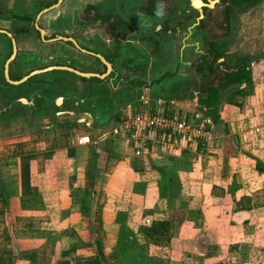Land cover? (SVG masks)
I'll use <instances>...</instances> for the list:
<instances>
[{
  "label": "crops",
  "instance_id": "obj_1",
  "mask_svg": "<svg viewBox=\"0 0 264 264\" xmlns=\"http://www.w3.org/2000/svg\"><path fill=\"white\" fill-rule=\"evenodd\" d=\"M35 1L0 0V11ZM258 71L220 99L215 124L195 99L145 87L124 100L117 117L142 97L209 120L208 146L170 154L134 157L110 136L117 117L58 109L59 87L40 114L23 99L21 115H0V264L264 262V97L249 93Z\"/></svg>",
  "mask_w": 264,
  "mask_h": 264
},
{
  "label": "flooded vegetation",
  "instance_id": "obj_2",
  "mask_svg": "<svg viewBox=\"0 0 264 264\" xmlns=\"http://www.w3.org/2000/svg\"><path fill=\"white\" fill-rule=\"evenodd\" d=\"M40 1L21 6L18 14L0 11V115L5 121L21 115V106L14 111L11 104L23 99L27 112L47 109L51 90L61 85L59 77L73 82L66 88L78 101L71 104L94 116L103 114L99 99L122 88L119 101L148 86L155 94L197 102L214 89L220 101L247 85L236 72L247 71L252 78L260 58L248 48L231 55L223 43L240 40L233 26L237 13L264 0H60L57 6V0ZM157 4L163 6L160 17ZM144 22L151 27H143ZM54 67L102 78H82ZM51 72L76 80L58 74L42 78ZM125 72L129 75L124 77ZM83 84H93L94 95L88 89L90 96L81 97L77 87ZM115 99L111 96L109 103Z\"/></svg>",
  "mask_w": 264,
  "mask_h": 264
},
{
  "label": "built area",
  "instance_id": "obj_3",
  "mask_svg": "<svg viewBox=\"0 0 264 264\" xmlns=\"http://www.w3.org/2000/svg\"><path fill=\"white\" fill-rule=\"evenodd\" d=\"M210 129L209 120L201 113L184 111L173 100L141 97L136 106L119 114L109 133L130 148L134 157H141L179 152L181 142L208 146ZM258 129L252 123L247 133L240 134L241 141Z\"/></svg>",
  "mask_w": 264,
  "mask_h": 264
},
{
  "label": "rangeland",
  "instance_id": "obj_4",
  "mask_svg": "<svg viewBox=\"0 0 264 264\" xmlns=\"http://www.w3.org/2000/svg\"><path fill=\"white\" fill-rule=\"evenodd\" d=\"M233 26L239 32L238 36H240V40L234 39L235 41L231 42V40H229L230 42H228L227 39H225L223 44L225 45L226 50H228L230 52V54L233 53L234 55H239L248 49H249L248 51L251 55L260 54V58L257 61L258 64L256 63L257 65H255L256 66L255 73L257 75L259 73L258 69H260V73H262L263 75H260V77H261L260 79H256V78H255L256 80L254 79L255 81H253V84H254L255 89L254 90L252 89V91H250L249 93L250 94L256 93L257 97L260 95L262 97H264V94H263L264 85L261 86V84L264 83V78H263L264 77V1L257 4L256 6H253L250 9H247V10L242 9L241 11H239L237 13V16H235V18L233 20ZM247 36H249V39H247ZM243 37L246 39L244 40ZM227 42H228V46H227ZM233 54H231V55H233ZM255 66L253 68H255ZM56 74L66 75V76H69L70 79L76 80L74 76L69 75L67 73H63V72L47 73V75H43L42 78L46 77V76L50 77V76H53ZM127 75H129V74L125 72L124 77ZM71 76L74 78H72ZM148 78H150V77L144 78V81L145 80L148 81ZM59 82L61 85H59L60 86L59 91H56V93L64 95L63 97H65V98H64V101H62V105L60 107H58V109L65 110V107L67 108L68 103L71 104L73 101L74 102L76 100L78 101V99H76V96L71 97V93H70L71 87L66 88L72 82L71 80H69V78L66 79L64 77H59ZM105 85L107 86V84H105ZM258 85H259V88H258L259 90L256 89ZM77 88L78 89L80 88L81 91H79L78 93L83 98H84V96H86V98H88L90 96L89 93H92L94 95L95 88H94L93 84H83V85L78 86ZM147 88L149 89L150 87L148 86ZM88 89H89V93H88ZM122 90H123V88L120 89V91H122ZM120 91L115 92L114 94H111V95L104 94L102 96L103 99H99V101H101V102L97 103V105L99 107H101V110H103V115H106L108 117L107 119H109L111 122L114 120V117L118 116L117 115V109L119 107H122V105L124 103V100L119 101L117 99L118 98L117 93H119ZM149 91L151 92L150 89H149ZM154 91L157 92V88ZM234 91L235 90L231 91V93L234 94ZM231 93H229V94H231ZM62 95H61V97H62ZM111 96H112V98H116V99L113 102L109 103L108 99H110ZM225 96H227V94L224 95L222 98H224ZM252 97L254 98V96H252ZM223 100H221V102ZM58 102H59V100H58ZM65 102L67 103L66 105H65ZM93 102L96 103L95 100H93ZM235 106H237V105H235ZM18 107L19 106L15 103L11 104V109L14 111L18 110ZM74 107L78 108V109H74L72 107L71 110H73L75 112H78L79 110L82 109L81 105L74 106ZM82 110H85V109H82ZM251 264H256V263H251ZM257 264H264V262L257 263Z\"/></svg>",
  "mask_w": 264,
  "mask_h": 264
},
{
  "label": "trees",
  "instance_id": "obj_5",
  "mask_svg": "<svg viewBox=\"0 0 264 264\" xmlns=\"http://www.w3.org/2000/svg\"><path fill=\"white\" fill-rule=\"evenodd\" d=\"M250 2L253 0H249ZM239 74V77L243 78L245 84H251V77L249 76V72L247 71H239L236 72ZM91 80H95L91 78ZM239 86V85H238ZM238 94H241L240 91H235ZM200 109L203 110L205 115L210 119L211 123L215 124L219 121V114H218V104L219 99L216 95V91L213 89L212 91L207 94V97L205 99H199L198 101ZM97 250L100 252V246L97 244Z\"/></svg>",
  "mask_w": 264,
  "mask_h": 264
},
{
  "label": "water",
  "instance_id": "obj_6",
  "mask_svg": "<svg viewBox=\"0 0 264 264\" xmlns=\"http://www.w3.org/2000/svg\"><path fill=\"white\" fill-rule=\"evenodd\" d=\"M59 1L60 0H57V3H56V5L55 6H57L58 5V3H59ZM54 6V7H55ZM53 7V6H52ZM52 7H50V8H48V9H44L43 11H41L40 13H44V12H46V11H48L49 9H51ZM56 70H66V71H70V72H72V73H74L75 75H77V76H79V77H82V78H102L101 76H98V75H93V74H85V73H80V72H78V71H76V70H72V69H69V68H65V67H54ZM107 68H108V66H107ZM48 69H44V70H40V71H37V72H35V73H43V72H45V71H47ZM34 74V73H33ZM4 75L6 76V68L4 67Z\"/></svg>",
  "mask_w": 264,
  "mask_h": 264
},
{
  "label": "clouds",
  "instance_id": "obj_7",
  "mask_svg": "<svg viewBox=\"0 0 264 264\" xmlns=\"http://www.w3.org/2000/svg\"><path fill=\"white\" fill-rule=\"evenodd\" d=\"M157 12H156V15H157V17H160V16H162V12H160L159 11V9H161L163 6L161 5V4H157ZM142 18H143V14L141 13V14H139ZM142 26L143 27H151V24L150 23H147V22H144V23H142Z\"/></svg>",
  "mask_w": 264,
  "mask_h": 264
}]
</instances>
